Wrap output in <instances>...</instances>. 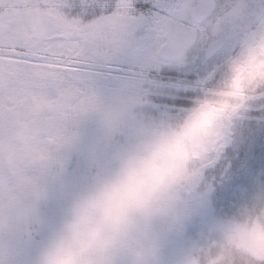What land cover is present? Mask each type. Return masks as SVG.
<instances>
[{
  "label": "rangeland",
  "instance_id": "1",
  "mask_svg": "<svg viewBox=\"0 0 264 264\" xmlns=\"http://www.w3.org/2000/svg\"><path fill=\"white\" fill-rule=\"evenodd\" d=\"M256 2L257 0H236L239 5ZM240 10L241 15L237 12ZM33 11H40L52 18L62 16L61 13L44 7V0H0V22L3 18L6 21L0 23V45L24 46L30 49L34 47V51H37L43 43L37 36L39 32L25 29ZM244 16L242 7L235 10V18L242 19ZM9 19L16 20L18 25H10ZM16 28L19 29L18 35L13 33ZM262 42L264 24H258L241 36L234 51L223 59L222 66H216L201 82L204 93L193 96L191 103L212 100L213 103L207 105V110L211 111L212 105L224 107L227 110L226 120L213 121L214 125L209 129V136L204 142L199 144L190 140L187 146L180 147L172 167L160 176L162 186L156 190L159 194L157 203L160 204L158 212L152 214L150 211L139 210L142 216L129 226L128 233L106 257V264H241L239 261L252 264V261L257 260L264 264V134H258L256 150L251 158L252 168L245 188L231 204L226 206L215 196L210 172L219 152L230 141L233 130L246 115L244 102L257 89H264V74L251 73L246 84H242L243 93L246 94L243 96L233 83V80L235 82L237 79L236 74H233L234 79L230 75L235 71V66L246 58L251 66H255L256 61L264 57H249L253 50L259 55ZM36 43L39 44L37 48L34 46ZM15 56L0 55V67H55L29 66L21 63ZM261 63L264 64V60H261ZM51 73L57 72L54 69ZM214 77L219 81L218 87L209 89L208 83ZM134 97L131 93L122 95L120 90L115 89V105L120 100L124 103L131 102ZM218 98L220 100H217ZM47 105L52 108L55 103L52 100L37 102L29 107V116L38 121V114H44L43 110ZM240 105L242 112L237 113L234 108ZM134 107L136 106L131 105L130 109ZM171 113H177L178 118L174 115L175 120L180 119V109ZM133 122L132 115L126 116L122 123L129 125L128 130L123 128L119 131L124 133L123 138L128 140V143L115 140L113 148L99 153V175L115 171L142 149L149 147L161 133L151 130V127L150 134H144L143 127H134ZM223 123L227 127L224 135L219 137ZM117 132L115 131V134ZM111 135L108 137L109 142ZM56 136L57 134L52 141L56 140ZM40 141L35 142L37 148L32 146L34 151L46 145ZM92 153L93 151L90 152V157ZM32 158H35V154ZM86 188L83 186V191ZM7 190L4 185L3 192ZM52 232L54 231H44L34 238L31 245L33 247L22 248L28 251L27 256L19 247L17 264H38V251L45 238ZM244 253L250 261L246 260ZM24 255L27 262L23 260Z\"/></svg>",
  "mask_w": 264,
  "mask_h": 264
},
{
  "label": "snow or ice",
  "instance_id": "2",
  "mask_svg": "<svg viewBox=\"0 0 264 264\" xmlns=\"http://www.w3.org/2000/svg\"><path fill=\"white\" fill-rule=\"evenodd\" d=\"M44 7L61 13L65 26L50 27L35 54L17 50L16 59L65 68L80 86L96 87L110 67L121 70L156 114L187 106L241 36L264 24V0H44ZM240 7L242 19L234 17ZM252 56H264V42ZM241 64L251 66L246 58L236 72ZM244 103V119L210 169L213 192L226 206L245 188L258 134H264V89Z\"/></svg>",
  "mask_w": 264,
  "mask_h": 264
},
{
  "label": "flooded vegetation",
  "instance_id": "3",
  "mask_svg": "<svg viewBox=\"0 0 264 264\" xmlns=\"http://www.w3.org/2000/svg\"><path fill=\"white\" fill-rule=\"evenodd\" d=\"M237 12L242 14L241 10ZM42 16L37 17L33 11L25 29L39 32L37 36L44 41L50 27H64L66 21L62 16ZM4 22L3 18L0 23ZM8 23L18 25L16 20L9 19ZM18 32V28L13 31L17 35ZM34 46L37 48L39 44ZM31 48L0 45V55H16L17 50L32 55L35 51ZM54 69L56 74L51 73ZM65 71L68 70L57 67H0V264H17L19 247H33L35 237L60 227L69 203L83 192V186L87 190L93 178L99 175V153L113 148L115 140L128 143L123 138L124 133L119 132L123 128L128 130L129 125L122 123L126 116L132 115V126H142L144 134H150L151 127L158 133L178 121L174 119V115L178 118L177 113L149 111L141 94L125 82L121 70L110 67L96 87L80 86L74 77L65 76ZM233 74L236 71L230 73ZM218 82L215 77L210 79L209 89L216 87ZM233 83L244 95L241 81L237 78ZM115 89L122 95L133 94V101L120 100L115 105ZM49 100L55 105L52 108L47 105L44 114H38V121L29 116L30 106ZM131 105L136 107L131 110ZM192 105L190 101L180 108V119L192 110ZM234 109L242 112L241 105ZM226 113L224 107L212 105L198 126L201 133L207 135L213 121L226 120ZM45 119L55 124L52 134H47L50 122L45 129L36 126ZM226 127L223 123L219 137L224 135ZM115 131L121 136L115 137ZM56 134V140L52 141ZM110 134L111 142L108 141ZM39 140L46 145L34 151L32 146L37 148L35 142ZM191 140L195 142L194 136ZM159 179L137 205L140 211L158 212L160 204L156 190L162 186ZM4 185L8 189L5 192ZM22 252L27 256L26 249ZM26 256L23 257L25 262Z\"/></svg>",
  "mask_w": 264,
  "mask_h": 264
},
{
  "label": "clouds",
  "instance_id": "4",
  "mask_svg": "<svg viewBox=\"0 0 264 264\" xmlns=\"http://www.w3.org/2000/svg\"><path fill=\"white\" fill-rule=\"evenodd\" d=\"M264 57L255 66L241 64L236 77L246 84L250 73L264 74ZM212 100L192 105L172 127L165 128L146 149L111 173L93 178L86 191L68 205L60 227L43 241L38 264H106V257L142 213L137 205L187 146Z\"/></svg>",
  "mask_w": 264,
  "mask_h": 264
},
{
  "label": "trees",
  "instance_id": "5",
  "mask_svg": "<svg viewBox=\"0 0 264 264\" xmlns=\"http://www.w3.org/2000/svg\"><path fill=\"white\" fill-rule=\"evenodd\" d=\"M244 257L246 258V260H249L248 255H246L245 253H244ZM239 262H242L241 264H243L245 261H239ZM252 264H263V263L260 262V260H257V261H252Z\"/></svg>",
  "mask_w": 264,
  "mask_h": 264
},
{
  "label": "water",
  "instance_id": "6",
  "mask_svg": "<svg viewBox=\"0 0 264 264\" xmlns=\"http://www.w3.org/2000/svg\"><path fill=\"white\" fill-rule=\"evenodd\" d=\"M42 127L45 128V126H42ZM194 137H195L196 140H199V141L201 140V135H200V133L195 132Z\"/></svg>",
  "mask_w": 264,
  "mask_h": 264
},
{
  "label": "bare ground",
  "instance_id": "7",
  "mask_svg": "<svg viewBox=\"0 0 264 264\" xmlns=\"http://www.w3.org/2000/svg\"><path fill=\"white\" fill-rule=\"evenodd\" d=\"M243 96H246V94H244Z\"/></svg>",
  "mask_w": 264,
  "mask_h": 264
}]
</instances>
